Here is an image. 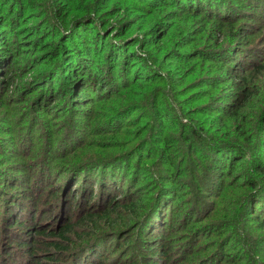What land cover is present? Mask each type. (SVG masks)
Here are the masks:
<instances>
[{
	"label": "rangeland",
	"instance_id": "374dc122",
	"mask_svg": "<svg viewBox=\"0 0 264 264\" xmlns=\"http://www.w3.org/2000/svg\"><path fill=\"white\" fill-rule=\"evenodd\" d=\"M263 65L264 0H0V264H147L148 222L116 235L115 216L78 251L88 237L73 226L71 263L19 248L32 223L56 230L114 197L169 203L153 234L169 264H264V194L224 176L254 175L262 157ZM238 76L253 96L236 120ZM239 128L253 136L240 154ZM214 148L234 152L220 176L204 172Z\"/></svg>",
	"mask_w": 264,
	"mask_h": 264
},
{
	"label": "trees",
	"instance_id": "16d2710c",
	"mask_svg": "<svg viewBox=\"0 0 264 264\" xmlns=\"http://www.w3.org/2000/svg\"><path fill=\"white\" fill-rule=\"evenodd\" d=\"M257 72H262L264 70V65L263 66H259L256 68ZM1 70V68H0ZM75 70V69H74ZM72 65H69L67 67V69L65 70V72H70L73 71ZM254 70V68H253ZM72 72V73H73ZM75 78V77H74ZM238 78L240 79V82L238 80ZM235 80H238V83L236 84V88L235 91L239 92L238 93V101L235 104L234 107V111L230 112V116H232V118H235L236 120L241 116L243 117V113L241 111L242 108L245 107V105H247V102L249 101V99L253 96V92H252V88L250 86V81L248 82V79H245L244 77H234ZM83 88L80 87L78 89V92L76 94V101L77 102H81L83 100H85V98H88L87 96V92L82 90ZM82 92V93H79ZM237 136V144H234V147L237 148L236 153L238 152L240 153H245L246 152V146L251 145L253 142V136L249 135L247 131H245L244 128H239V132L236 133ZM213 151L215 152V158L211 159V164L207 165L206 168L204 169V172H206V174H208V172L211 170V174L213 175H223L224 173V168L225 162H229L228 160L231 158L233 161V155L234 152L232 150H227L226 148L223 149H218V148H214ZM190 153V150H186V153L183 155L188 156ZM262 153V157H253L251 158V164L254 165L253 168H251V170H255L254 175H251L250 171H246L247 169H244L242 171H240V174L237 175L236 177H233V172H232V168L230 167L229 170H227L228 174H225L224 176H229L232 179V182H234L232 185L237 184L238 182H240L241 178H243L246 183H244V181L242 183H244V186L246 187V189H249L248 192L249 194H264V147L261 150ZM164 154V153H163ZM162 154V155H163ZM231 155V156H230ZM246 156L243 154V156H240V158L238 157L237 161H236V165L237 168L240 169V167L243 164L244 158ZM243 160V161H242ZM253 173V172H252ZM162 178V177H160ZM162 181V179H160ZM165 177H163L164 179ZM170 178V177H169ZM257 179V180H256ZM234 180V181H233ZM77 180H75L76 182ZM87 180L83 179L82 183H85ZM165 181V180H164ZM77 184V182H76ZM251 196V195H249ZM74 198V196H73ZM110 198V197H109ZM152 198H150L149 201H147V203H143L142 207L139 206V209L136 207L135 204H131V205H126L124 203H120L118 201L117 198H110L109 201L106 203V206L104 208V210L100 213L97 212H93L90 213V211H88L85 215V219H79L74 223L71 222V218L69 219H63V221H61V224L58 228H56V230H52V231H47L44 228H41L40 224L37 222L36 224H31L32 225V231H28L26 230V235L27 237L31 238L32 243H23L26 245H19V248H25V250L27 252L30 253V257L33 259L35 257L34 253L31 252H36L33 248H37L40 250L44 251V255L45 258H47V261L49 260H54L55 256H61V257H69L63 261L67 262V263H71L72 260L75 258L77 259V256L79 254H81L82 250L79 251L78 253H72V249H74V247L72 249H70L71 243H69V236L72 234V228L73 226H75V224L81 226V229L83 230L84 236L83 237H88V239H86L85 241H83L82 243L78 244L75 246V250L78 251V248L80 246H83L85 244L89 245V240H91L93 238V240L96 238H98V234L96 232H94L96 225L100 222H105V221H111L112 217L115 216L119 219V225H120V231L117 234H121L123 233V228H127L129 227L131 224L136 225V223L138 224H142L143 222H148L147 226L149 227L148 230L150 231V234L152 235V238L149 239V241H147V243H150V245L148 246L147 252H148V256L146 259V263L147 264H169V257H170V252H169V248L165 246L164 241L157 235L156 237L153 236L154 233H161L162 231V226L163 224L166 223L167 217H165V213L168 212L170 205L169 203H165L162 201H158L157 202V198L156 201H154L153 203H151ZM157 202V203H156ZM259 200L255 203V206H258L259 204ZM151 203V204H150ZM71 204H68V208ZM149 208V210H148ZM88 210V207L86 208ZM128 209H131L132 211L134 210H140L143 214L141 217H139V215L137 216V218H128L125 219L123 217H121V213L127 211ZM171 210V209H170ZM155 217V219H153ZM139 218V219H138ZM94 219H97L96 223L95 221H93ZM158 221V222H157ZM120 222H122L123 224H121ZM260 224H264L263 222H261ZM15 225H17V230H20V227L23 226V221L19 220V218H16L14 220V224L12 227H14ZM92 225H94L92 227ZM31 228V227H30ZM30 232V233H29ZM164 233V232H163ZM33 238H32V235ZM31 235V236H30ZM162 235V234H161ZM37 236H41V238L43 237H52L53 242H49V243H44V242H35L36 240H34V237ZM95 239V240H96ZM86 248H89V247ZM85 248V249H86ZM70 249V250H69ZM84 250V249H83ZM48 251V252H45ZM53 251V252H52ZM75 251V252H76ZM88 250H84L83 254H85ZM201 249H199L196 251H190V255L195 254V257L193 259H196L197 257H199V254ZM91 252V251H90ZM72 253V254H71ZM67 255V256H66ZM72 256V257H71ZM96 258L98 257L97 255L95 256ZM85 259L87 261L91 260L93 261V257L85 255ZM187 260V259H184ZM74 261V260H73ZM81 260L79 259V262H77V264H80ZM33 264H41L40 261H33ZM96 264H101L100 262L96 263Z\"/></svg>",
	"mask_w": 264,
	"mask_h": 264
}]
</instances>
